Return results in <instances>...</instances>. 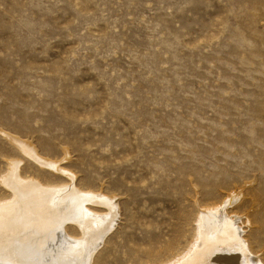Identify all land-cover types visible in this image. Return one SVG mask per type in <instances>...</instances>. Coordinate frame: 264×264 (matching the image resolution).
I'll return each instance as SVG.
<instances>
[{
  "label": "rangeland",
  "instance_id": "374dc122",
  "mask_svg": "<svg viewBox=\"0 0 264 264\" xmlns=\"http://www.w3.org/2000/svg\"><path fill=\"white\" fill-rule=\"evenodd\" d=\"M20 179L86 197L51 261L183 264L215 212L264 264V0H0V205Z\"/></svg>",
  "mask_w": 264,
  "mask_h": 264
},
{
  "label": "bare ground",
  "instance_id": "6f19581e",
  "mask_svg": "<svg viewBox=\"0 0 264 264\" xmlns=\"http://www.w3.org/2000/svg\"><path fill=\"white\" fill-rule=\"evenodd\" d=\"M20 181L21 179L19 183ZM16 182H18L17 179ZM16 182H14L15 193H17L15 201L0 205V264H68L69 261L72 263L79 250L73 245V241L59 240L58 245L60 246L56 245L55 248L50 249L56 250L53 255L54 260L51 261L45 255L43 240L41 245L34 250L31 246L32 239L33 237H42L49 233L53 226L56 227L55 216H59L58 218L76 217L80 210L79 207H81L80 204L86 197L73 187H68V193L60 197L56 195L58 192L53 191V188H39L36 183L27 182L25 185L26 183ZM62 194L64 193L62 192ZM82 215L86 219L89 213ZM203 228H205L203 242L192 253L191 259L185 263L182 262L183 264H252L249 259L250 255L245 253L246 249L234 241L236 229L233 227L235 231L228 230V226L224 222L222 223V218L218 213H206L203 219ZM92 230L95 229L91 228L89 232ZM56 232L59 231L56 230ZM213 233H218V237H215ZM50 235L57 238V233H50ZM223 237L227 239L223 240ZM19 241H22V245L20 249L16 250L15 245L19 246ZM25 250L26 254H23Z\"/></svg>",
  "mask_w": 264,
  "mask_h": 264
}]
</instances>
